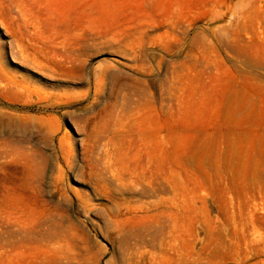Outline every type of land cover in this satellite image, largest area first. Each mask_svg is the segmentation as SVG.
<instances>
[{
  "label": "rangeland",
  "instance_id": "374dc122",
  "mask_svg": "<svg viewBox=\"0 0 264 264\" xmlns=\"http://www.w3.org/2000/svg\"><path fill=\"white\" fill-rule=\"evenodd\" d=\"M0 264H264V0H0Z\"/></svg>",
  "mask_w": 264,
  "mask_h": 264
}]
</instances>
